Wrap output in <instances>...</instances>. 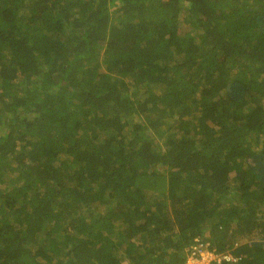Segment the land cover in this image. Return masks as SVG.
<instances>
[{"label":"trees","instance_id":"16d2710c","mask_svg":"<svg viewBox=\"0 0 264 264\" xmlns=\"http://www.w3.org/2000/svg\"><path fill=\"white\" fill-rule=\"evenodd\" d=\"M196 239L264 264V0H0V264Z\"/></svg>","mask_w":264,"mask_h":264},{"label":"built area","instance_id":"2783aa9c","mask_svg":"<svg viewBox=\"0 0 264 264\" xmlns=\"http://www.w3.org/2000/svg\"><path fill=\"white\" fill-rule=\"evenodd\" d=\"M209 256L213 259L209 261ZM223 257L227 259H231V257L223 254ZM221 261V257H217L215 252L208 250L205 248V245L196 239V242L191 246V251L189 254V258L186 264H214V261Z\"/></svg>","mask_w":264,"mask_h":264},{"label":"rangeland","instance_id":"374dc122","mask_svg":"<svg viewBox=\"0 0 264 264\" xmlns=\"http://www.w3.org/2000/svg\"><path fill=\"white\" fill-rule=\"evenodd\" d=\"M182 32H188L190 26L188 23H186L185 21L182 22ZM225 255L231 257V254L229 253H226ZM213 258L211 256H209V261H211Z\"/></svg>","mask_w":264,"mask_h":264}]
</instances>
